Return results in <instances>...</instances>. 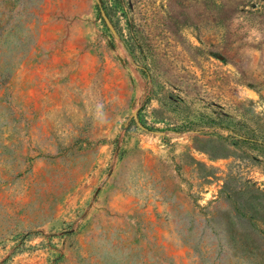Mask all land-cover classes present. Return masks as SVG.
<instances>
[{
    "label": "rangeland",
    "instance_id": "obj_1",
    "mask_svg": "<svg viewBox=\"0 0 264 264\" xmlns=\"http://www.w3.org/2000/svg\"><path fill=\"white\" fill-rule=\"evenodd\" d=\"M99 1L0 0V264H264V0Z\"/></svg>",
    "mask_w": 264,
    "mask_h": 264
},
{
    "label": "clouds",
    "instance_id": "obj_2",
    "mask_svg": "<svg viewBox=\"0 0 264 264\" xmlns=\"http://www.w3.org/2000/svg\"><path fill=\"white\" fill-rule=\"evenodd\" d=\"M96 118L98 120H103V110H102V106H98L97 110H96Z\"/></svg>",
    "mask_w": 264,
    "mask_h": 264
},
{
    "label": "water",
    "instance_id": "obj_3",
    "mask_svg": "<svg viewBox=\"0 0 264 264\" xmlns=\"http://www.w3.org/2000/svg\"><path fill=\"white\" fill-rule=\"evenodd\" d=\"M97 3H98V5L100 6V1H99V0H97Z\"/></svg>",
    "mask_w": 264,
    "mask_h": 264
}]
</instances>
